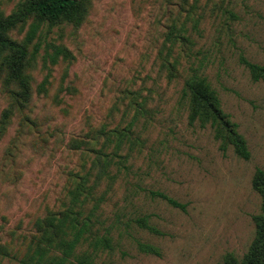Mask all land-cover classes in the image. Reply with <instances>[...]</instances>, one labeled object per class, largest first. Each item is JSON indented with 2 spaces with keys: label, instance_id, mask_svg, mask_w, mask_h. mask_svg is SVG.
Returning a JSON list of instances; mask_svg holds the SVG:
<instances>
[{
  "label": "rangeland",
  "instance_id": "374dc122",
  "mask_svg": "<svg viewBox=\"0 0 264 264\" xmlns=\"http://www.w3.org/2000/svg\"><path fill=\"white\" fill-rule=\"evenodd\" d=\"M20 1L0 0V12ZM184 21L187 39L169 33ZM37 40L34 97L0 138V243L22 247L36 218L63 208L70 173L93 167L94 148L113 151L115 141L103 146V129L133 121L138 140L120 150L125 158L113 157L94 189L98 207L89 200L80 209L91 214L93 234L111 238L94 251V264H225L228 253L244 256L262 206L252 180L264 169V78L254 80L246 61L264 66V0H200L190 16L166 0H90L80 24L46 22ZM52 43L73 58L51 64ZM195 70L245 136L249 159L231 145L224 151L211 124L190 122L184 88ZM48 72V92L39 94ZM9 106L0 87V117ZM10 148L15 160L6 163ZM140 242L161 253L142 251ZM85 249L94 247L78 251ZM0 264L12 263L0 257Z\"/></svg>",
  "mask_w": 264,
  "mask_h": 264
},
{
  "label": "trees",
  "instance_id": "16d2710c",
  "mask_svg": "<svg viewBox=\"0 0 264 264\" xmlns=\"http://www.w3.org/2000/svg\"><path fill=\"white\" fill-rule=\"evenodd\" d=\"M200 0H166L167 5H179L182 12L189 16L195 12ZM90 0H21L8 14L0 12V87L5 91L10 100V106L5 108L0 117V138L7 130L10 119L15 113H20L28 106L34 97L33 75L31 68L36 64L42 41L37 40L41 35L43 25H50L70 21L80 24L88 13ZM197 22V21H196ZM174 25L169 32L175 37L186 38L182 31L185 30V21ZM17 31H24L22 39L14 36ZM52 52L46 51L51 64H57L61 59L73 58V53L66 46L52 43ZM63 56V58H61ZM49 59V60H48ZM167 61L171 67H176L175 62ZM250 67L254 80L264 78V66L246 61ZM50 72L37 86L39 94L48 92ZM185 94L189 101L190 122L200 121L202 126L211 124L215 129V136L221 140V148L226 151L228 146H233L235 152L242 158L249 159L251 151L245 136L239 132L237 123L233 122L221 107L217 91L212 87L208 78L195 70L186 79ZM134 122L131 121L126 128L103 129L109 131L103 146L115 141L112 152H107L102 147L94 148L97 155L93 167L85 172H71L70 184L66 188L67 200L62 203L63 208L50 210L44 216L38 217L33 223L32 235L24 240L23 246L16 248L14 245L0 243V257L12 264H94V251L101 246L109 247V236H98L92 232L91 218L82 217L80 209L89 200H95L94 208L98 207L101 199L95 198L94 189L101 179L109 175V165L114 156L120 158L124 154L120 150L127 142L134 143L138 138L132 137ZM114 135L116 138L111 137ZM78 143V141H77ZM5 162L15 160L12 148L5 154ZM96 170L94 182L88 186L92 171ZM253 187L262 196L261 211L254 215L256 234L248 249L241 258L233 253L225 256V264H264V169L258 167L252 180ZM166 199L170 204L183 207L184 204L164 192H154ZM67 201V203H66ZM93 208L91 210V213ZM137 222L150 230L156 229L148 222L147 217H141ZM93 245L89 252L78 251L84 244ZM140 249L147 253L160 254V250L150 243H139Z\"/></svg>",
  "mask_w": 264,
  "mask_h": 264
}]
</instances>
